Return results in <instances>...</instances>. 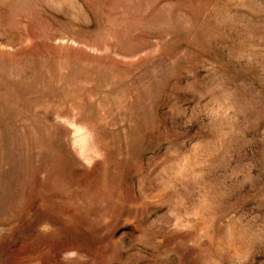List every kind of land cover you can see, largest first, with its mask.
<instances>
[{"label": "rangeland", "instance_id": "1", "mask_svg": "<svg viewBox=\"0 0 264 264\" xmlns=\"http://www.w3.org/2000/svg\"><path fill=\"white\" fill-rule=\"evenodd\" d=\"M0 264H264V0H0Z\"/></svg>", "mask_w": 264, "mask_h": 264}]
</instances>
